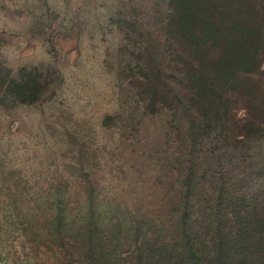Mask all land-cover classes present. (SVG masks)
I'll return each mask as SVG.
<instances>
[{"label":"trees","instance_id":"obj_1","mask_svg":"<svg viewBox=\"0 0 264 264\" xmlns=\"http://www.w3.org/2000/svg\"><path fill=\"white\" fill-rule=\"evenodd\" d=\"M239 3L253 18L213 11L219 36L207 35L206 45L215 43L216 53L183 48L187 32L199 30L181 31V8L170 0L166 10L153 6V29L135 38L140 48L110 63L126 105L119 118L134 130L148 117L167 120L157 141L155 205L139 195L133 209H122L121 197L99 200L92 180L66 174L71 158L66 178L46 184L44 194L32 188L26 218L14 210L15 222L35 225L38 238L35 250L25 242L21 264H36L39 250L52 253V264H264V0ZM151 13L142 7L138 15ZM9 78L0 76V98L22 99L31 83ZM121 120L118 152L128 127Z\"/></svg>","mask_w":264,"mask_h":264},{"label":"rangeland","instance_id":"obj_2","mask_svg":"<svg viewBox=\"0 0 264 264\" xmlns=\"http://www.w3.org/2000/svg\"><path fill=\"white\" fill-rule=\"evenodd\" d=\"M169 1L0 0V76L9 74V80L23 78L31 83L22 88L20 100L7 94L4 101L0 98V264H21L28 254L25 242L37 248L35 225L28 229L14 219L15 208L22 219L31 212L32 188L40 192L61 177L85 176L94 183L99 200L121 197L122 209H133L139 195L150 197L147 205H155L161 154L157 141L162 142L167 120L148 117L141 130L129 128L133 121L117 113L126 105L123 97L119 101L110 63L116 54L140 48L135 38L147 32L146 25L153 29V6L166 10ZM177 1L181 31L199 30L194 37L188 32L185 37L186 45H193L199 54L217 52V45L207 46L206 38L219 36V18L213 16L218 7L231 12L230 20L253 18L239 0ZM142 7L153 12L150 17L138 15ZM186 45L183 48L192 47ZM33 85L38 96L30 88ZM120 120L128 127L118 152L114 143L119 142ZM71 158L73 171L68 169L64 175ZM118 166L124 169L119 175ZM137 181L145 185L138 186ZM39 252L32 255L34 263L52 264V253Z\"/></svg>","mask_w":264,"mask_h":264}]
</instances>
